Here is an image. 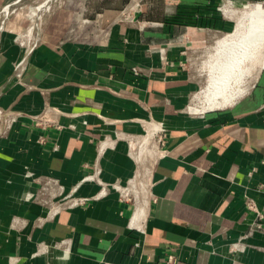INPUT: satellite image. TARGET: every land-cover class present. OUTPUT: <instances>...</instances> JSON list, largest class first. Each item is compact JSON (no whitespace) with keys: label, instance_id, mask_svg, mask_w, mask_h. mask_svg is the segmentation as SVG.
Here are the masks:
<instances>
[{"label":"crops","instance_id":"0c3cea01","mask_svg":"<svg viewBox=\"0 0 264 264\" xmlns=\"http://www.w3.org/2000/svg\"><path fill=\"white\" fill-rule=\"evenodd\" d=\"M21 3L0 0L1 13ZM256 3L264 7L50 0L26 56L18 41L35 18L27 10L8 20L0 34V264H162L169 254L178 264H264V233L244 237L253 220L245 196L264 208L256 190L264 105L188 111L215 33L230 34L236 14ZM183 55L186 70L165 65ZM41 117L45 126L36 127ZM145 173L143 195L126 201L121 189Z\"/></svg>","mask_w":264,"mask_h":264},{"label":"rangeland","instance_id":"374dc122","mask_svg":"<svg viewBox=\"0 0 264 264\" xmlns=\"http://www.w3.org/2000/svg\"><path fill=\"white\" fill-rule=\"evenodd\" d=\"M26 1V0H25ZM30 2H28V4H23V0L21 4H13L9 7L8 10H4L2 13V9H0V34L4 32L5 28H6V24L8 22V20L11 17L17 16L20 12H25L28 10V12L34 13L35 12V8L40 4V2H42L43 0H29ZM49 4V3H48ZM52 4V3H51ZM264 9V7L259 4H253L248 6L246 9L238 12L236 14L235 17V27H232L234 29H231V33L228 35H216L215 33V45L213 44H209V62L207 65V68H202L201 67V61L200 58L198 57V53L193 54L192 56V60L190 62V66L192 69L194 70H200L201 71H197L199 73L200 77V86L197 88L196 94H194L193 98H192V102L191 105H189V109L188 111L191 110L190 114L191 115H195V116H200L205 114L207 111H212L215 109H209L205 97H204V89L206 87V85L209 83V73H210V62L213 60H215V55H216V46L217 43L219 42L218 40H222V42L224 41L226 44H231L233 42H235V39L238 38L239 35H242L243 33H245V28L247 27L248 22L246 20H243V17L248 14L251 11H255V10H260ZM13 8V9H12ZM52 8V7H51ZM9 11V12H8ZM11 11V12H10ZM8 13V14H7ZM27 13V12H26ZM51 13V11H50ZM49 13V14H50ZM44 14H39L38 18H40V22L43 20V18H45ZM35 16V21L38 22V20H36ZM33 18V16H32ZM47 18V17H46ZM34 21V18H33ZM33 25V23H32ZM34 28L32 29V33H34ZM10 30V27L8 28L7 31ZM31 31V30H30ZM219 36V38H218ZM218 39V40H216ZM225 39V40H224ZM221 42V43H222ZM193 52H198L197 50L193 51ZM248 68H250V70L248 71ZM248 72V74H247ZM195 73V71H194ZM246 74L245 78L244 75ZM237 83L235 84L237 88L239 89H244V93L243 95L237 99L238 101L241 100H245L247 102H249L251 104V106H263L264 105V38L261 39L255 46L254 49L250 50V55H248L247 57H245L244 61L241 64L239 73L237 75ZM242 82H244L242 84ZM243 85V88H242ZM145 152L143 151L141 153V155H144ZM151 163V162H150ZM149 163V164H150ZM146 175L144 176V174L141 176L140 182H136L137 184H135L134 189L132 190V194H133V199L135 200L136 197H141L143 195V193L146 190V177H147V173H145Z\"/></svg>","mask_w":264,"mask_h":264},{"label":"bare ground","instance_id":"6f19581e","mask_svg":"<svg viewBox=\"0 0 264 264\" xmlns=\"http://www.w3.org/2000/svg\"><path fill=\"white\" fill-rule=\"evenodd\" d=\"M243 20L248 22L245 33L231 44L223 41L216 51L217 58L210 67L209 83L204 89L209 109L230 106L245 91L236 87L237 75L245 57L250 55V50L264 38V9L260 7V10L249 12Z\"/></svg>","mask_w":264,"mask_h":264},{"label":"built area","instance_id":"2783aa9c","mask_svg":"<svg viewBox=\"0 0 264 264\" xmlns=\"http://www.w3.org/2000/svg\"><path fill=\"white\" fill-rule=\"evenodd\" d=\"M50 11H51V6L48 3H44V4L35 8L36 13H32V16L34 18H35V16H37L36 20H38V22H36V24L34 25L36 30H38V31L40 30V26L42 25V23H44L46 17L50 13ZM39 14H44V16H45V18H43V20L41 22H40V18H38ZM126 19H128L127 14H125L122 17V20H126ZM18 42H19V46L23 50L24 56H26V54L29 52V50H31L30 45L31 44L33 45V42L34 43L38 42V38L36 37V35L32 34V29H31V31H29L28 34L25 35ZM24 56H23L22 61L18 63L17 68L23 67V65L25 63ZM183 57H184V55H183ZM175 62H176V65L179 67V69H181L183 71L186 70V68H187L186 64L187 63H186L185 57H184V59H181V60L179 59L178 61H167L166 60L165 65L173 67L175 65ZM131 72L134 75H139V69L132 68ZM34 125L36 127H40V128L45 126V123L42 120V117L34 119ZM156 134L157 135L155 136V138L157 139V141H159V143H161L163 140V136H164V129L162 127L161 128L159 127V130L156 132ZM145 137H147V136H145ZM142 144L143 143H141L140 146L138 147V149H136V153L137 154L139 153V155H141V153L144 151V148L141 147ZM130 145L133 149V152H135L134 151L135 147L131 143H130ZM255 171H256V169L252 168L251 171L249 173H247V176L250 177ZM134 186H135V183L131 182L128 184V186L121 189L122 196L126 201H131V199L133 198L132 190L134 189ZM256 190H257V192H259L263 196V199H264V183L259 184L257 186ZM104 192H105V188L103 190V193ZM85 201H86L85 199H81V200H78V203L83 204ZM244 209H246V211H248L249 213H252V215H253V220H252V223L250 224L249 231L246 235H244V237H247L248 235H252L256 232L264 233V208L259 209L257 207L256 203L251 198H248L247 196H245V198H244ZM178 263H179V258L174 254H169L165 257L162 264H178ZM100 264H110V263L101 262Z\"/></svg>","mask_w":264,"mask_h":264},{"label":"water","instance_id":"95a60500","mask_svg":"<svg viewBox=\"0 0 264 264\" xmlns=\"http://www.w3.org/2000/svg\"><path fill=\"white\" fill-rule=\"evenodd\" d=\"M50 0H48L46 3H49Z\"/></svg>","mask_w":264,"mask_h":264}]
</instances>
